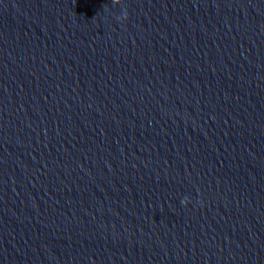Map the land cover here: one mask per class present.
Masks as SVG:
<instances>
[{"label":"water","instance_id":"95a60500","mask_svg":"<svg viewBox=\"0 0 264 264\" xmlns=\"http://www.w3.org/2000/svg\"><path fill=\"white\" fill-rule=\"evenodd\" d=\"M0 264H264V0H0Z\"/></svg>","mask_w":264,"mask_h":264}]
</instances>
